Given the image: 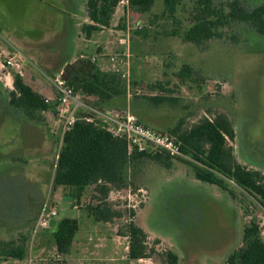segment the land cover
Masks as SVG:
<instances>
[{
    "label": "rangeland",
    "instance_id": "374dc122",
    "mask_svg": "<svg viewBox=\"0 0 264 264\" xmlns=\"http://www.w3.org/2000/svg\"><path fill=\"white\" fill-rule=\"evenodd\" d=\"M194 1L183 0L173 18L161 16L163 0H155L149 13L131 8L134 27L131 94L127 105L118 102L113 108L123 110L130 104L133 110L136 100L143 109L149 102L141 98L160 93L153 88L159 81L170 87L180 82L177 74L188 64L194 69V82L187 81L185 89L194 93V117L186 122V130L205 118L213 120L218 114H225L236 132L235 141H227L235 159L264 174V38L248 26L237 24L224 30V39H212L202 47L187 43L184 36L192 25ZM228 1L231 0H216L218 4ZM241 1L247 8H254L262 0ZM86 3L87 0H0V52L19 53L24 82L55 105L45 113L46 123L29 121L9 104L8 92L14 89L13 76L17 69L0 71L2 234L3 226L15 230L27 225L29 200L35 204L44 195L26 259L0 261V264H70L57 258L52 222L43 232L33 233L46 201L57 208L55 220L72 218L79 222L75 238L78 249L94 247L98 242L94 239L98 238L107 245L96 251L100 257L92 256L94 260L86 264H162L159 256L167 251L176 253L180 264H227L229 256L242 246L248 225L258 223L264 239V207L256 197L231 181L228 188L232 193L198 181L187 164L195 161L186 155L175 157L170 169L150 160L129 168V186L113 190L108 197L113 208L123 213L114 223L96 222L88 215L86 207L99 204L101 198L95 186L86 190L78 209L71 194L53 188L62 123L52 84L58 72L51 71L73 59L65 67L66 80L69 82L73 75L85 76L92 64L77 60L87 55L97 57L98 64L112 72L114 65L110 57L125 49L120 33L125 27L124 8H117L108 28L87 38L81 30L88 23ZM138 24L143 25L142 30L137 29ZM134 76L153 84L140 86V81L134 83ZM123 83L127 87L124 80ZM78 95L84 96L79 92ZM89 100L94 103L93 99ZM186 111L173 108L169 116L181 119ZM44 139L51 147L38 153ZM35 172L40 174L37 176ZM131 211L135 216H129ZM130 221L146 232L148 246L157 253L152 259L129 260V239L124 234Z\"/></svg>",
    "mask_w": 264,
    "mask_h": 264
},
{
    "label": "trees",
    "instance_id": "16d2710c",
    "mask_svg": "<svg viewBox=\"0 0 264 264\" xmlns=\"http://www.w3.org/2000/svg\"><path fill=\"white\" fill-rule=\"evenodd\" d=\"M163 1L161 16L173 18L183 0ZM118 2L119 0H87L88 23L82 26V33L90 38L92 33L108 28L119 7ZM154 3L155 0H130L131 8H139L142 13H149ZM191 19L192 25L184 39L198 47L206 45L212 39H224V30L237 24L248 26L264 38V0L254 8H247L241 0H231L225 4H218L216 0H195ZM233 40L237 41V38L233 37ZM88 63L92 64L89 74L82 77L73 75L68 82L75 92L95 98L93 104L98 108L114 109L118 102L127 105L129 94L122 78L114 72L104 73L93 63ZM193 73V67L186 64L178 72L177 78L180 83L194 82ZM13 77L14 89L8 92L10 106L31 122L46 123L45 113L54 109V102L34 91L21 75L14 74ZM165 85L157 82L153 88L167 91ZM141 99L155 106L177 104L180 101L178 98L163 96H144ZM136 102L135 100L132 104L133 110L140 109ZM183 121L166 133L175 136L181 144L183 154L195 161L187 162L195 178L229 193H232L228 188V181H231L256 197L264 207V174L238 163L227 145L228 140L233 142L236 139L230 118L225 114H218L213 120L205 118L185 131H182ZM174 159L168 153L129 155L123 139L114 137L95 123L80 119L63 138L53 176V188L71 189L72 198L79 205L86 190L95 186L101 198L99 204H89L86 207L88 215L96 222L114 223L123 213L113 208L108 197L113 190L119 191L129 186L128 169L144 160L170 169ZM129 216H135V212L131 211ZM3 229L5 235L0 237V261L26 259L33 224L30 222L15 230L8 226H3ZM78 232L79 222L76 219L64 218L57 223L52 237L58 256L71 255ZM124 236L129 239L130 261L152 259L157 254L154 248L148 246L146 232L134 221L129 222ZM159 257L162 264H180L179 256L172 251ZM227 264H264V239L258 223L253 222L244 229L243 244L229 256Z\"/></svg>",
    "mask_w": 264,
    "mask_h": 264
},
{
    "label": "built area",
    "instance_id": "2783aa9c",
    "mask_svg": "<svg viewBox=\"0 0 264 264\" xmlns=\"http://www.w3.org/2000/svg\"><path fill=\"white\" fill-rule=\"evenodd\" d=\"M119 6L124 8L125 27L120 31L122 44L125 49L122 52L110 57L114 65L113 71L119 75L127 84L128 96L131 94V66H132V32L134 27L131 23V4L130 0H119ZM138 30L143 29L142 24H138ZM19 53L0 52V71L5 69H17V74L23 75L21 64L18 61ZM79 61L96 63L97 57L90 58L87 55H81ZM65 69H62L52 79L54 94L59 105V117L62 127L60 133V145L63 138L78 120H84L88 123H95L107 130L114 137L123 139L127 144L129 155L135 153H168L174 157L184 156L180 142L173 136L146 127L139 122L137 116L128 106L123 110L102 109L88 102L87 96H79L74 87L69 85L65 78ZM11 77V75H10ZM88 99V100H87ZM50 101L49 99H47ZM90 101V100H89ZM61 148V147H60ZM58 159V155H57ZM75 208L78 209L77 205ZM58 216L57 208L46 201L40 211V216L34 228V235L39 234L50 226V222Z\"/></svg>",
    "mask_w": 264,
    "mask_h": 264
},
{
    "label": "crops",
    "instance_id": "0c3cea01",
    "mask_svg": "<svg viewBox=\"0 0 264 264\" xmlns=\"http://www.w3.org/2000/svg\"><path fill=\"white\" fill-rule=\"evenodd\" d=\"M99 50H100L99 52H102L101 48ZM72 60L73 59H70L67 63H64L63 65H58L57 67H55V69L53 71H51V73L56 74L57 72H60V70H62V68L65 69L66 65L70 64V62ZM77 61H79V60H77ZM81 62H83V61H81ZM98 62L99 61H97V63H95V66L99 70H101L104 73L111 72V71H109V72L105 71L103 69L102 65L100 63L98 64ZM84 63H88V62H84ZM133 79L135 81L134 83H136L137 80L140 81V84H139L140 86H143L144 85L143 83L153 84V83H148L145 81L141 82V80H139L135 76ZM159 82H161V81H159ZM167 85H169V84L167 83ZM167 85L165 86V89L167 91L158 90V91H160V93H152L149 96H163V97L178 98V99H180V101L177 104L165 103V104H162L159 106H155L153 104L148 103L143 109L135 108V110H133L134 114L137 116L140 123H142L146 127H149L151 129L161 131V132H169V131L173 130L174 128H176V126L179 124V122L181 120H184L182 131H185L186 130V128H185L186 122H188L189 120H192L194 117V93H192L191 89H190L189 93L191 94V96L188 98L189 93L186 92V89H185L186 82L185 83L174 82L172 87L167 86ZM170 90H172V91L170 92ZM88 98L95 100V98H93V97H88ZM187 99H189L190 101L185 103L184 100L186 101ZM167 107H168V109H167ZM173 108L176 111H178L180 108H184L187 111H186V114L183 116V118L174 120L172 116H169V114H171L170 111H172ZM159 110H161V111H159ZM33 129H35V128H33ZM173 137H175V136H173ZM40 146L41 147H40L38 153H41L44 149H47L48 147L50 148L51 143H50V146H48V144L46 145L45 139H44V143L40 144ZM39 174H36V172H35V175L38 176ZM55 190H57V191L66 190L68 194H71V189H69V188H56ZM43 200H44V195H42L41 198L35 204H32V199L29 200V204H28V210L30 212L29 223L31 222V224H34V221L36 219V215L39 211V207H40ZM51 222H52L51 229L54 231L57 223L60 222V220L53 219ZM53 231L51 232V234L53 233ZM2 235H5V233L2 234V231L0 229V236H2ZM77 241L78 240L75 239L74 246L72 249V253H71V255H69V257H67L65 259L64 257H60L57 254V258H59V260L64 259L65 261L70 262V264L71 263L72 264H86L88 261L94 260V258H91L92 256H94V257L99 256V255H96V251L101 250V248L104 245H106L102 239L98 238V239H94V241H98V242H95L96 244L94 247L90 246L87 248L83 247V249H80V248L78 249L77 245H76ZM83 245L84 246L86 245V241H84V240H83ZM88 252H89V254H88ZM99 257H97V260H99Z\"/></svg>",
    "mask_w": 264,
    "mask_h": 264
}]
</instances>
